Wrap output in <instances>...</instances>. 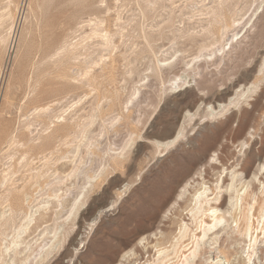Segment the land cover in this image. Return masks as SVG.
<instances>
[{"label":"rangeland","instance_id":"obj_1","mask_svg":"<svg viewBox=\"0 0 264 264\" xmlns=\"http://www.w3.org/2000/svg\"><path fill=\"white\" fill-rule=\"evenodd\" d=\"M260 162L264 0H0V212L16 211L0 214V264L48 196L16 263L115 264L144 234L169 244L199 171L250 178Z\"/></svg>","mask_w":264,"mask_h":264},{"label":"bare ground","instance_id":"obj_2","mask_svg":"<svg viewBox=\"0 0 264 264\" xmlns=\"http://www.w3.org/2000/svg\"><path fill=\"white\" fill-rule=\"evenodd\" d=\"M222 16H224V14ZM89 21H91V19ZM90 23H92V21ZM212 24H214V22ZM227 25L229 26L230 24L228 23ZM226 26L224 25V27ZM45 105L42 106L44 107ZM52 110L53 109L48 106L39 109L38 112H36L39 114V116H49ZM62 113L63 112H61V114ZM55 118L56 120L51 121L54 125H60V123L65 120L64 115L56 114ZM50 127L51 126H48V129ZM181 135L182 134L179 131L173 138L163 142L162 145H173L179 140ZM40 138H42L41 135H39L37 139L39 140ZM40 142L41 141H39L38 143L40 144ZM243 143H245V141ZM247 143L249 144V142ZM241 147L243 148V146ZM211 167L214 168V166ZM230 168H222L223 171L220 172L219 176L217 177L214 183H211V181L207 178V175L205 173L206 170L203 169V171H199L196 176H192L182 186L176 199L171 203L170 208L179 205L180 200H185L188 203L185 210H183L185 215L179 220L178 230L174 235L170 237L168 245H162L159 242L150 241L148 235L144 234L140 237V239H138L139 241L136 240L138 241L137 247H133V245L132 247L130 246V249L127 250L122 255V257L120 256L121 259L115 264H199V262L201 261L205 262L206 264H258L259 262H261L260 257L261 255H264V162H260L258 164L256 171L252 173V176L250 178H246V176L244 177L243 172L240 171L238 168ZM240 169H242V167ZM228 174L230 175V182H227V184L225 185V177H227ZM126 185L127 183L122 185L119 190L123 191ZM226 194L228 195L227 198ZM55 198L59 199V195L55 194L54 197L48 196L47 200H42L43 202H38L36 205H32L29 202V199L25 198L27 200V204L30 203L32 205L29 207L30 211L29 213H25V221H23L24 223L22 224V226L20 228H17V230L14 229L16 231V236L12 237V242L9 243L10 241H7L9 244H5V251L7 253V256L9 255V257L11 258V261H9L10 264H17L15 258L19 253H22L23 251L27 253L30 252V245H24L25 249L21 251L24 237L23 235H26L31 231L33 226H35L36 224L37 217L41 215V212L43 210H46L48 208L50 209V207H52L53 204L51 203L54 201ZM13 202L15 203V201ZM79 202H81L80 199L78 200L76 198L72 207V211L77 208V204ZM115 205L116 203H112L110 205L108 204V206L105 208L99 209L96 214L91 218L87 227L91 230L93 226L96 225L101 219V214H103V212L105 211L112 209ZM13 207L14 206H12L11 203L8 202V204L5 205L6 209L0 212L4 220L13 219L14 214L16 213L14 209L15 207ZM150 234L151 236H156L155 232H152ZM261 234L263 236H260ZM159 238H161V236ZM79 244L83 246L84 241L81 240ZM231 248H234V253L230 252ZM153 250L154 252L151 253ZM28 258L29 256L26 255V259ZM203 262L202 264H204ZM21 264H26V261L22 262Z\"/></svg>","mask_w":264,"mask_h":264}]
</instances>
